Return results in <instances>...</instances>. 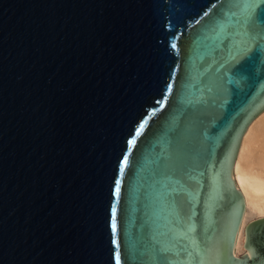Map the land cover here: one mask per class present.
Instances as JSON below:
<instances>
[{
    "label": "water",
    "instance_id": "1",
    "mask_svg": "<svg viewBox=\"0 0 264 264\" xmlns=\"http://www.w3.org/2000/svg\"><path fill=\"white\" fill-rule=\"evenodd\" d=\"M251 2L0 0V264H264V216L235 252Z\"/></svg>",
    "mask_w": 264,
    "mask_h": 264
},
{
    "label": "bare ground",
    "instance_id": "2",
    "mask_svg": "<svg viewBox=\"0 0 264 264\" xmlns=\"http://www.w3.org/2000/svg\"><path fill=\"white\" fill-rule=\"evenodd\" d=\"M233 176L246 204L235 248V252L239 254L246 252V225L264 216V110L251 122L243 135Z\"/></svg>",
    "mask_w": 264,
    "mask_h": 264
},
{
    "label": "snow or ice",
    "instance_id": "3",
    "mask_svg": "<svg viewBox=\"0 0 264 264\" xmlns=\"http://www.w3.org/2000/svg\"><path fill=\"white\" fill-rule=\"evenodd\" d=\"M264 5V0H253V2H251L248 7L252 10H255L257 7ZM224 7V4H221V8ZM207 15V13H206ZM247 23V22H246ZM264 39V29H257L255 27V25H249L245 32H244V38L241 40V44L245 47V54L247 55L248 53H250L253 50V45H255L256 47H259V40ZM183 163V161L179 158V156H177L176 158H170L169 160L165 161L164 164V168L168 169L169 167H179L181 164ZM119 167V165H118ZM161 175H163V173H161ZM120 181L114 179V187H116L117 185H119ZM174 190V189H172ZM118 191V188H117ZM176 220L177 223L180 222V217L179 214H176ZM114 227V226H113ZM113 243H116L115 241H113ZM170 249L167 247H162L158 250H154L153 255H152V259L153 260H157L159 259V261L164 262L166 261L167 264H175V261H173L169 256L164 255V253L169 252ZM185 251H187V249H185ZM198 253H200V262L201 264H203V261L207 255V251L210 250H206V251H202L200 249H197ZM178 255V253L176 254ZM187 256L189 259H193L194 257L192 256L191 252L187 253ZM115 258L117 260V264H120L119 262V253L115 254Z\"/></svg>",
    "mask_w": 264,
    "mask_h": 264
}]
</instances>
